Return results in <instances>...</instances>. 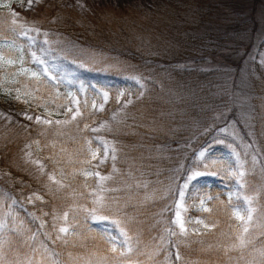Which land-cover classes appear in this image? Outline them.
<instances>
[{
  "label": "trees",
  "instance_id": "16d2710c",
  "mask_svg": "<svg viewBox=\"0 0 264 264\" xmlns=\"http://www.w3.org/2000/svg\"><path fill=\"white\" fill-rule=\"evenodd\" d=\"M205 1V6L201 4L205 13L222 10L218 4L222 0ZM153 7L141 9L122 1H92L77 7L63 0H38L28 7L12 6L10 13L1 15L4 36H13L8 28L12 12L24 27L37 33L35 44L25 48L28 63L30 52L35 51L48 65L64 67L65 73L77 67L73 83H80L86 93L84 98L78 94L77 109L83 114L61 137H57L59 131L37 123L35 110H26L16 100H0V198L3 208L16 214L12 219L5 215L10 231L0 239V264H97L79 259L89 252L100 255L102 264L217 263L216 248L205 255L192 240L182 241L165 231L174 230L172 203L195 165L198 150L215 137L221 124L213 117L218 110H212L216 106L208 83L211 72L184 65L188 57L204 49L200 43L212 32L188 34V41L179 48L154 49L161 54L157 57L147 49L134 53L133 34L157 28L166 32L167 23L157 20L154 24L158 11ZM99 57L118 60V68L102 67L105 63ZM254 69L257 72L258 66ZM59 73L55 72V79ZM259 73L252 84L253 130L237 121L241 141L257 158L255 164L247 163L245 193L253 196L250 205L258 215V234L251 248L233 253L239 260L236 264H264V256L257 254L264 251V75ZM123 79L131 80L137 89L122 114L116 117L111 103L102 111L90 110L91 87L115 86ZM91 151L98 156L88 162ZM87 166L93 173L89 179ZM51 173L68 181L63 192L49 186L46 179ZM100 176L107 177L104 186H97ZM98 197L106 199L107 217L117 225L116 231L104 232L108 236H99L97 227L91 228L84 210L96 211ZM65 213L74 230L57 240L51 231L52 219ZM114 234L122 241L109 253L107 242ZM161 236L163 241L157 239ZM177 249L180 260L172 255Z\"/></svg>",
  "mask_w": 264,
  "mask_h": 264
},
{
  "label": "rangeland",
  "instance_id": "374dc122",
  "mask_svg": "<svg viewBox=\"0 0 264 264\" xmlns=\"http://www.w3.org/2000/svg\"><path fill=\"white\" fill-rule=\"evenodd\" d=\"M35 1L38 0H31V2L29 0H0V3L10 4V8L0 7V17L2 14L10 13L12 6L28 7ZM63 1L77 7H81V4L84 7L87 2L92 1L97 3L107 1L113 4L122 1L141 9L149 6L156 7L158 12L154 24L157 20L160 24L167 23L166 32L157 28L142 35L133 34L130 43L134 48V53L137 54L147 49L153 51L154 56L157 57L161 54H156L157 51L154 49L163 45L168 50L173 47H182L188 41V34H201L211 30L212 33L206 37V41L200 43L204 49H199L188 57L184 65L211 72L208 83L212 85L211 100L216 106L212 110H218L213 117L221 124L215 137L198 150L195 165L180 188L184 190V197L180 198L179 190L176 200L172 203L174 211L171 221L175 218V213L179 211L186 233L181 234L178 225L172 226L180 240H192L205 255L211 251V248H216L213 253L217 259L216 264H236L235 262L239 260L234 259L233 253L237 251V254H241L244 249L251 248L258 234L255 228V219L258 215L255 213L256 209L250 205L253 196L245 193L247 163L255 164L257 158L254 153H251L249 146L241 141L237 121L239 120L245 127L253 130L254 91L252 84L259 72L264 75V0H222L218 2L222 10L214 11L212 14L202 10L201 4L205 6V0H79V3L78 0ZM154 7L152 9L155 11ZM145 18H148V14ZM8 22V28L13 32V36L8 37L0 33V57H2L0 59V100H16L26 110H35L38 113L36 117H40L41 121L45 119L53 121L51 124H40L47 130L59 131L57 137H61L59 134L64 133L66 128L78 120L84 112L82 109L78 110L77 105L80 102L78 94L82 93L83 98L85 97L83 95L86 93L85 88L78 82L73 83L77 78V71L74 70L78 68L75 67L74 70H69L72 72L65 73L68 70L64 67L61 66L60 69L54 64H47L50 75L55 77V72H60L56 79H49L48 76L43 75L42 66L32 62L28 63L26 59L25 48L32 46L33 43L21 35L20 25L23 24L17 20L16 16L11 17ZM187 24L191 25L187 26ZM202 26L204 28H201ZM23 30L36 39V32L27 27ZM19 40H23V44ZM153 42L154 46H149V43ZM21 56L25 61L23 65L19 63ZM99 59L105 63L102 67L110 71L118 68V60L111 58L113 61L107 62L102 57ZM6 60H14L16 63L6 64ZM255 66H258L257 72L254 69ZM21 67L41 73L39 80L30 78V74H18ZM63 73H65V78L61 77ZM124 79L122 83L115 86L102 83L100 86L91 87L88 92L91 94L89 96L90 110L93 111L95 107L99 109L101 105L105 107L111 103L113 111L117 112L115 116L122 114L130 101V96L132 97L137 89L131 80L125 83ZM46 86L49 87L47 91L44 90ZM105 94H107L106 102ZM262 98L264 100V95ZM118 102L120 103L117 108ZM73 108L76 111H73ZM77 110L79 114L73 119ZM55 121L62 123L56 124ZM89 144H92L91 141ZM93 151L90 153L88 162L95 159L94 155L98 156L97 152ZM89 172L87 166L86 173ZM59 173L62 176L61 172ZM86 173V178H91V175H86ZM240 173L243 175L241 176ZM101 177L96 178L97 186H104L105 180H101ZM46 180L57 193L63 192L68 183L67 180H60L52 173ZM185 182H187V187H185ZM96 200L99 203L96 211L91 212L87 208L84 209L87 212V220L91 228L97 227L100 232L99 236H108L104 232L116 231L117 225L112 224L107 217L106 199L98 197ZM4 206V200L0 198V239L10 231L7 229L10 228L8 219L16 216L12 211L5 210ZM205 208L211 211H205ZM234 210H239L245 220L249 210L251 211L252 220L247 224L249 229L247 233L242 232L244 221L233 214ZM67 220L68 217L64 219V214L58 219L57 216L52 219L55 228L53 227L51 231L54 236L65 237L74 230L71 225L67 224ZM199 220H203V224L197 223ZM205 224L209 227H204ZM60 227L68 228V232L59 233ZM14 229H16L15 226ZM241 234L251 243L244 247H234L238 245L237 237ZM121 241L122 239L119 240L118 235L114 234V238H110L107 242V252H115L112 248L117 249V244ZM89 253L79 259L89 262L92 259L97 264L103 263L100 255ZM257 254L260 257V252Z\"/></svg>",
  "mask_w": 264,
  "mask_h": 264
},
{
  "label": "snow or ice",
  "instance_id": "6c2138e0",
  "mask_svg": "<svg viewBox=\"0 0 264 264\" xmlns=\"http://www.w3.org/2000/svg\"><path fill=\"white\" fill-rule=\"evenodd\" d=\"M29 2H31V0H29ZM78 3H79V0H78ZM0 7H5V8H10V4H7V3H0ZM81 7H83V5L81 4ZM14 17L17 15L15 12H12L11 13ZM13 23L15 24L16 21L15 19L13 20ZM20 28H21V35H23L26 39H28L31 43L35 44V40L33 39V37L29 36L28 35V32L27 31H24L23 28L24 26L23 25H20ZM46 43V41H45ZM30 55L32 57V63L34 64H39L42 66V72H43V75L45 76H48L49 79H54L55 77L50 75V70L49 68L47 67V62L46 60H44L42 57H38L37 56V53L35 51H32L30 52ZM0 59H2V57H0ZM6 64H13V63H16V61L14 60H6L5 61ZM19 63L21 65H23L25 63L24 61V58L21 56L19 58ZM20 75H28L30 74V78H35L37 81L39 80V77L41 75V73H38L37 71H33L31 69H28V68H25V67H21L19 73ZM19 99V96L17 97ZM107 101V94H105V102ZM128 103H131V101H128ZM71 109H69L70 111ZM100 111L103 110V105L100 106L99 108ZM79 114V111L77 110V113L73 115V119H75V116ZM27 119L31 120L32 117L31 116H28ZM36 121L37 123H43V124H51L53 123V121L51 120H48V119H45L43 121H41L40 117H36ZM56 124H60L62 123L61 121H55ZM66 123V122H65ZM85 127L87 128L88 126L85 125ZM101 127H104V125H102ZM93 131H96V129H92ZM27 147V146H26ZM105 151H107V149H105ZM113 153H114V149H113ZM30 155V154H29ZM93 158H95V155L93 156ZM106 158V157H105ZM112 159H115V155L113 154L112 156ZM101 163H103V160H101ZM96 176H99V173L96 172L94 173ZM86 175H93V173L89 172V173H86ZM240 175L242 176L243 173H240ZM104 179H107V177H101V180H104ZM189 179H191V177H189ZM185 187H187V182H185ZM179 196L180 198L182 199L184 197V190L181 189L180 192H179ZM36 198H40V197H36ZM31 197L29 198V201L31 202ZM205 211H211L210 209H207L205 208ZM238 219L240 220H243L244 221V225L242 227V232L243 233H247L249 231L248 227H247V224L249 221L252 220V215H251V211L249 210L248 212V215H247V219L245 220L244 217H242L240 215V212L239 210H234V213H233ZM67 218V213L64 214V219ZM197 223H201L203 224V220H199L197 221ZM171 224L172 225H178L179 226V229H180V233L181 234H184L186 233V229H185V226H184V222L181 220V217H180V212L177 211L175 213V218L171 221ZM213 227L215 225H212ZM53 227L55 228V225H53ZM204 227L208 228L209 225L205 224ZM166 232H168L170 235L172 236H176L177 235V232L172 230L171 227H168L165 229ZM58 232L59 233H67L68 232V228L66 227H60L58 229ZM122 235H126L125 233H121ZM56 239L59 240V239H62V237L60 235H57L56 236ZM157 239H159L160 241H163L164 240V237L161 236V237H158ZM237 240L239 241L238 245H234V247H244L246 244L248 243H251L250 240H245L243 234H241L240 236L237 237ZM173 247H176L175 245H173ZM115 247L112 248V251H115ZM129 251H131V248L128 249ZM261 256H264V251H261ZM172 255L175 256V259L176 260H180L181 259V256L179 254V250L177 249V251L175 253H172Z\"/></svg>",
  "mask_w": 264,
  "mask_h": 264
}]
</instances>
